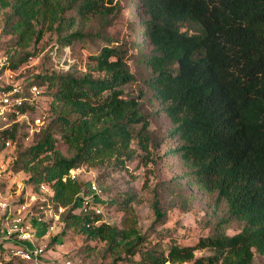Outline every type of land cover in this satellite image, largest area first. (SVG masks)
Masks as SVG:
<instances>
[{
    "label": "trees",
    "instance_id": "1",
    "mask_svg": "<svg viewBox=\"0 0 264 264\" xmlns=\"http://www.w3.org/2000/svg\"><path fill=\"white\" fill-rule=\"evenodd\" d=\"M121 1L136 9L138 24L133 25L142 41L105 43L88 57L87 73H46L26 85L45 86L54 119L22 152L16 153L21 124L0 134L9 175L28 171L27 182L35 189L55 181L52 201L66 207L62 224H90L88 237L121 248L124 257L112 264H254L255 253L264 256V0H0V11L8 9L0 27L7 54V36L9 46L21 51L9 55L10 67L18 70L27 62L32 57L27 50L47 33L57 36L55 53L71 48L84 39L79 31L70 32L75 25L108 22L119 13ZM131 65L138 70L133 72ZM137 75L145 78L144 86L135 96L125 95ZM160 114L175 140L166 152L167 166L179 169L227 209L214 232L195 245H147L148 238L135 227L131 197L118 202L125 215L121 230L99 215L77 214L82 184L61 181L80 166L113 163L125 169L136 160L134 144L146 153L159 136ZM153 125L157 129L151 131ZM55 134L71 157L57 151ZM6 141L13 144L9 153ZM52 154L53 161L43 165ZM153 208L157 222L165 218L157 192ZM231 221L242 228L226 235L221 224ZM201 250L210 254L197 257Z\"/></svg>",
    "mask_w": 264,
    "mask_h": 264
},
{
    "label": "rangeland",
    "instance_id": "2",
    "mask_svg": "<svg viewBox=\"0 0 264 264\" xmlns=\"http://www.w3.org/2000/svg\"><path fill=\"white\" fill-rule=\"evenodd\" d=\"M119 9V13L111 16L108 22L100 23L99 20L93 19L75 25L70 32L79 31L84 39L75 41L71 48L66 47L63 51L59 50L55 53L57 36L51 33L45 34L40 43L27 50L32 57L18 70H14L15 81L28 85L31 82L37 83L36 77L42 74L68 70L80 76L89 71L88 57L97 53L103 44L133 43L135 39L142 41L138 27L134 26L135 23L138 24L136 9L125 1L120 2ZM7 11L8 9L0 11V27L5 25ZM9 43L11 37L7 36L5 44L10 52L9 55L14 54L16 57L21 51L11 48ZM131 70L136 72L138 69L135 65H131ZM144 80V77L137 75L136 82L125 87V95L135 96L138 88L144 86ZM40 89L42 95L37 99L34 108L28 111V121L20 125L16 153L33 145L42 131L52 127L54 114L51 111V98L45 86ZM157 123L162 127V131L159 132V136H155L156 140L149 146L148 152L145 153L134 144L136 160L126 163L125 169H119L113 163L100 167L84 166L85 172L77 180L82 184L79 194H83V197L89 196L88 187L95 183L102 192L99 196L90 199L88 212L95 214L96 210H100L102 219L118 230L125 227V215L119 209L118 202L131 197L137 219L135 227L140 235L148 238L147 245L158 244L167 247L174 242L179 245H195L200 237L214 232L219 222L226 218L227 209L224 203L216 201L214 195L206 194L192 184L179 169L167 166L166 152L173 148L175 140L167 135L170 123L165 116L160 114ZM155 128L156 126L153 125L151 131ZM55 137L57 151L64 157H71L73 152L68 145L62 142L57 134ZM10 151L11 149H8V153ZM0 156V161H4V164L10 160L9 155L5 153ZM49 157L43 165L53 161L54 155ZM168 158L173 163L174 157ZM29 174L25 170H14L12 174L5 175L6 191H13L16 183L29 177ZM155 192L159 195L160 207L165 214V218L158 222L153 208ZM83 207V202L80 201L75 213L79 214ZM221 227L223 228L221 231L226 235H233L241 230L242 225L231 221L228 224H221ZM86 228H66V225L58 223L48 238L42 241V244H46L47 248L51 249L48 257L59 261L69 259L72 264H112L120 256L124 257L121 255V248L112 249L106 242L88 237ZM55 236L57 240L52 242ZM209 254L207 250L195 252L197 257ZM117 264L134 263L119 260ZM254 264H264V256L255 253Z\"/></svg>",
    "mask_w": 264,
    "mask_h": 264
},
{
    "label": "built area",
    "instance_id": "3",
    "mask_svg": "<svg viewBox=\"0 0 264 264\" xmlns=\"http://www.w3.org/2000/svg\"><path fill=\"white\" fill-rule=\"evenodd\" d=\"M41 95L42 90L38 86H26L15 81V71L10 67L4 38L0 34V134L16 123L28 121V111ZM4 145V150L13 147L11 141ZM9 161L6 164L0 161V264H72L69 259L59 261L48 257L51 251L42 244L55 226L62 223L61 217L66 211V207L52 201L55 181L44 182L35 189L25 178L16 183L13 191H6L4 176L9 175ZM83 172L82 166L72 168L61 177V181L75 182ZM88 188L89 196H77L83 202L82 211L87 213L90 199L102 192L95 183ZM100 214V210L95 211V215Z\"/></svg>",
    "mask_w": 264,
    "mask_h": 264
}]
</instances>
